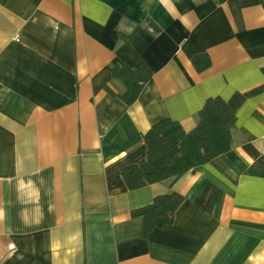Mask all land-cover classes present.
Masks as SVG:
<instances>
[{
  "label": "crops",
  "instance_id": "obj_1",
  "mask_svg": "<svg viewBox=\"0 0 264 264\" xmlns=\"http://www.w3.org/2000/svg\"><path fill=\"white\" fill-rule=\"evenodd\" d=\"M118 62L152 72L130 105ZM214 97L231 149L129 190L147 131ZM172 192L144 235L132 211ZM0 264H264V0H0Z\"/></svg>",
  "mask_w": 264,
  "mask_h": 264
},
{
  "label": "trees",
  "instance_id": "obj_2",
  "mask_svg": "<svg viewBox=\"0 0 264 264\" xmlns=\"http://www.w3.org/2000/svg\"><path fill=\"white\" fill-rule=\"evenodd\" d=\"M198 71L209 67L206 55L193 58ZM112 75L120 79L124 92L120 98L128 105L139 96L143 87L152 79V72L146 65L130 68L118 62ZM110 94L113 93L107 89ZM235 117L228 105L220 97L209 98L198 113V124L190 132H185L180 124L163 119L153 125L144 135L146 162L142 166H130L122 173L129 190H137L165 180H175L212 159L228 152L232 146V130ZM183 197L177 193L157 196L152 203L133 210V217L143 221V234L170 225ZM214 202L210 200V206Z\"/></svg>",
  "mask_w": 264,
  "mask_h": 264
}]
</instances>
